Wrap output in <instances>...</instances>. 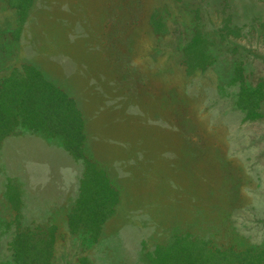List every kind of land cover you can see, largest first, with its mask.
Listing matches in <instances>:
<instances>
[{
  "label": "rangeland",
  "instance_id": "1",
  "mask_svg": "<svg viewBox=\"0 0 264 264\" xmlns=\"http://www.w3.org/2000/svg\"><path fill=\"white\" fill-rule=\"evenodd\" d=\"M15 4L0 0V82L30 64L73 96L84 153L119 201L96 237L73 233L83 161L37 165L13 122L0 140V264H20L18 236L48 264H148L182 234L264 264V0H32L22 21ZM196 31L204 69L185 62Z\"/></svg>",
  "mask_w": 264,
  "mask_h": 264
},
{
  "label": "trees",
  "instance_id": "2",
  "mask_svg": "<svg viewBox=\"0 0 264 264\" xmlns=\"http://www.w3.org/2000/svg\"><path fill=\"white\" fill-rule=\"evenodd\" d=\"M17 1L22 2L21 5H14L22 21L32 0ZM204 41L199 31H196L185 47L187 68L204 69L208 65L206 58L209 55L201 47ZM32 120L42 131L63 136L66 142L64 147L74 157L83 160L84 173L80 180L79 195L68 213V225L73 233L78 232L81 226L87 232L89 227L96 237L101 225L113 214L118 204V190L98 163L84 153V146L78 140L82 134V120L74 99L48 80L42 71L33 65L23 64L0 82V140L13 131L14 127H9L13 122L25 125ZM24 242L20 236L16 239V260L20 264H48L49 251H35L32 257L28 256L23 253ZM197 242L187 234L177 235L168 244L157 245L153 251L146 253V259L148 264H261L258 260L260 253L232 252L205 246L204 243L199 246Z\"/></svg>",
  "mask_w": 264,
  "mask_h": 264
},
{
  "label": "crops",
  "instance_id": "3",
  "mask_svg": "<svg viewBox=\"0 0 264 264\" xmlns=\"http://www.w3.org/2000/svg\"><path fill=\"white\" fill-rule=\"evenodd\" d=\"M68 96L71 97L72 99H74L73 96H71L69 94H68ZM74 101L76 103V107L80 111V118L82 120V134L79 135L78 140H80L81 144L85 148L86 146L88 147L91 144V139L88 136V133L86 134V130L88 128L85 129V124H87V123L84 122L83 112L79 108L75 99H74ZM18 128L20 131H25V133L22 136L27 135L29 140L32 139V141H28L29 143H25V144L32 146V148L30 147L29 151L26 152L24 155L26 157L34 159V161L36 162L37 165L40 162V159H43V160L48 159V161L51 163L53 160H56V156L58 154H61L60 156L62 159L71 160L72 163H75L78 160L83 161L81 158L74 157L73 154L64 147L66 142H64L63 136H61L60 134L55 135V134L47 133V130H45V132L42 131L39 126L34 125L33 120L29 123H26L25 125H23L21 122V125L19 124ZM81 135H83V136H81ZM39 145L42 146L41 149H39ZM98 146H100V145H98ZM94 147L97 150H93L94 151L93 154L96 151L100 150V149H98V147H96V146H94ZM83 173H84V163H83V165H81V170L79 171V174H77V184H76L77 189L74 193V198H73V200L75 199L74 202L76 201V199L79 195L80 180L83 176ZM68 207H71V206H69V203L67 204V201H66V203H62V205H60V207H58V208L62 211H65V214H66ZM62 224H66V220H65V223H62Z\"/></svg>",
  "mask_w": 264,
  "mask_h": 264
}]
</instances>
